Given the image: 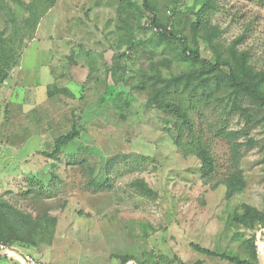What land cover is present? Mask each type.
<instances>
[{
    "label": "rangeland",
    "instance_id": "obj_1",
    "mask_svg": "<svg viewBox=\"0 0 264 264\" xmlns=\"http://www.w3.org/2000/svg\"><path fill=\"white\" fill-rule=\"evenodd\" d=\"M202 2L152 0L161 23L187 36ZM214 2L203 17L221 30V48L242 36L237 49L263 70L264 0ZM141 6L142 0H0V67L7 74L0 83V198L46 219L36 246H10L43 264H234L195 246L248 257L254 237L264 258V230L230 218L242 205L264 213V109L242 98L236 101L248 111L233 109V96L215 82L164 94L187 109L190 127L154 107L152 76L169 79L195 68L178 44L148 26ZM199 46L214 62L213 50ZM74 124L77 137L47 155ZM230 132L238 135L231 140ZM192 140L214 159L210 183L202 181L194 153L182 154ZM231 141L241 144L246 187L227 200L217 183L231 164Z\"/></svg>",
    "mask_w": 264,
    "mask_h": 264
},
{
    "label": "trees",
    "instance_id": "obj_2",
    "mask_svg": "<svg viewBox=\"0 0 264 264\" xmlns=\"http://www.w3.org/2000/svg\"><path fill=\"white\" fill-rule=\"evenodd\" d=\"M53 1V0H52ZM142 9L148 13V26L155 29L157 35L162 41H169L178 44L181 50V56L184 61H188L195 68L194 70L179 74L176 77L165 79L159 73L151 78L154 94L150 96V102L154 107L170 112L175 118L181 121L182 125L190 127L188 111L182 103L177 100L165 98L164 94L170 93L169 89L175 90L179 86L183 89L189 88L191 92H196V86L199 88L210 87L212 82L219 88L221 84L227 90V94L233 96V109L242 112L248 111L242 109L236 99L242 98L251 104V109H264V69L256 71L250 63V54L246 50H238L237 45L241 43L243 37L240 36L233 40L227 48H221L219 37L221 30L216 26H211L208 20L203 17L211 9L217 6L214 0H203L200 8L193 14L194 20L189 25L190 34L185 35L181 30L174 29L162 24L156 16L155 7L152 0H142ZM190 38V40H189ZM200 41L211 48L214 52V62L202 57L200 52ZM7 77L2 67H0V83ZM161 85V87H156ZM78 135L76 124L73 125L70 132L65 136L55 138L52 150L47 155L54 157L60 149L73 141ZM238 132H230L229 137H236ZM182 136L178 135L175 139V145L180 148ZM196 144V145H195ZM231 146V164L228 172L218 181L225 187V198L229 200L232 196L240 194L246 187L245 179L239 168L241 144L235 141L230 142ZM194 153L199 163V171L204 183H210L215 177L216 170L214 159L209 151L199 144L197 140H192L186 144V149L182 152L187 156L188 153ZM134 186L141 188L145 194L151 193L150 188L143 181H136ZM240 211H235L230 215L231 220L244 228L255 231L264 230V213L257 209L242 205ZM46 219L33 218L30 214L15 209L6 200L0 198V243L5 245L19 244L24 247H33L41 241L38 238L39 228ZM248 257H241L237 253L209 250L195 246L201 253L224 259L234 264H259L257 246L253 237L248 242ZM129 261L124 258L121 264Z\"/></svg>",
    "mask_w": 264,
    "mask_h": 264
},
{
    "label": "built area",
    "instance_id": "obj_3",
    "mask_svg": "<svg viewBox=\"0 0 264 264\" xmlns=\"http://www.w3.org/2000/svg\"><path fill=\"white\" fill-rule=\"evenodd\" d=\"M0 251H2L3 254L7 257L19 260L23 264H43L39 259L35 258L33 255L21 253L10 245L0 243Z\"/></svg>",
    "mask_w": 264,
    "mask_h": 264
},
{
    "label": "crops",
    "instance_id": "obj_4",
    "mask_svg": "<svg viewBox=\"0 0 264 264\" xmlns=\"http://www.w3.org/2000/svg\"><path fill=\"white\" fill-rule=\"evenodd\" d=\"M14 258H9L0 251V264H23L19 260L14 259L16 262L12 261Z\"/></svg>",
    "mask_w": 264,
    "mask_h": 264
},
{
    "label": "water",
    "instance_id": "obj_5",
    "mask_svg": "<svg viewBox=\"0 0 264 264\" xmlns=\"http://www.w3.org/2000/svg\"><path fill=\"white\" fill-rule=\"evenodd\" d=\"M258 262L259 264H264V258L262 256L261 257L258 256Z\"/></svg>",
    "mask_w": 264,
    "mask_h": 264
}]
</instances>
